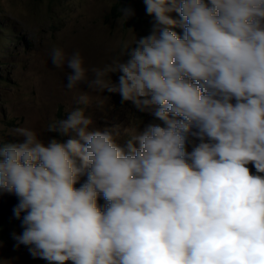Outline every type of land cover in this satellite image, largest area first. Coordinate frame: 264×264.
<instances>
[{
    "label": "clouds",
    "instance_id": "9594fccd",
    "mask_svg": "<svg viewBox=\"0 0 264 264\" xmlns=\"http://www.w3.org/2000/svg\"><path fill=\"white\" fill-rule=\"evenodd\" d=\"M144 4L150 34L110 64L59 47L51 60L69 88L118 94L147 124L120 143L77 108L48 129L74 138L0 141L14 238L48 264H264V0Z\"/></svg>",
    "mask_w": 264,
    "mask_h": 264
},
{
    "label": "rangeland",
    "instance_id": "374dc122",
    "mask_svg": "<svg viewBox=\"0 0 264 264\" xmlns=\"http://www.w3.org/2000/svg\"><path fill=\"white\" fill-rule=\"evenodd\" d=\"M123 7L133 9L135 15L128 19L121 12ZM0 9L12 14L0 18L7 36L23 38V44L20 40L9 44L5 54H12L2 59L8 64L3 71L11 83L0 87V141L22 142L15 131L19 127L35 131L45 141L74 138L75 133L61 135L48 129L77 108H84L94 121L93 130H114L118 125L120 143L127 139L125 129L147 124L149 114L143 117L130 102L121 104L118 94L94 92L84 83L69 88L71 70L66 65L56 67L51 60V51L59 47L68 54L79 52L86 68L110 64L121 56L125 43L134 45L138 37L150 34L154 18L146 13L144 0H0ZM112 79L117 80L118 74H112ZM83 94L90 97L87 106L79 103ZM248 167L255 174V168ZM98 203L103 206L106 202L101 196ZM23 231L21 220L11 224L10 243L0 241V264H48L33 257L29 246L18 244L14 237Z\"/></svg>",
    "mask_w": 264,
    "mask_h": 264
},
{
    "label": "trees",
    "instance_id": "16d2710c",
    "mask_svg": "<svg viewBox=\"0 0 264 264\" xmlns=\"http://www.w3.org/2000/svg\"><path fill=\"white\" fill-rule=\"evenodd\" d=\"M52 2H60L63 0H51ZM115 12H118V8H115ZM4 13V14H3ZM7 15H12L6 12H3L2 9H0V18L3 17L5 18ZM4 22V21H3ZM0 21V87L1 86H6L11 83L9 80L8 76L4 74V68L7 67V62L2 61V59L7 58L11 56L12 52H10V55L7 56L5 54V49L8 47L9 44L16 42L17 40L22 41L23 44V38L18 37V35L12 34V38L7 36V28L5 22L3 23ZM5 24V25H4ZM4 41H7L4 43ZM20 219H13V220H6L3 218H0V241L3 242H9L10 243V236H8L9 228L12 223L18 221Z\"/></svg>",
    "mask_w": 264,
    "mask_h": 264
},
{
    "label": "water",
    "instance_id": "95a60500",
    "mask_svg": "<svg viewBox=\"0 0 264 264\" xmlns=\"http://www.w3.org/2000/svg\"><path fill=\"white\" fill-rule=\"evenodd\" d=\"M19 203V198L12 193L0 191V218L6 220L17 219L14 216L13 209Z\"/></svg>",
    "mask_w": 264,
    "mask_h": 264
}]
</instances>
